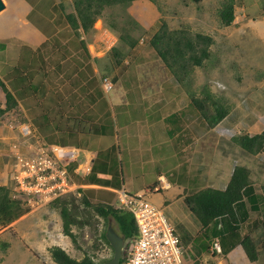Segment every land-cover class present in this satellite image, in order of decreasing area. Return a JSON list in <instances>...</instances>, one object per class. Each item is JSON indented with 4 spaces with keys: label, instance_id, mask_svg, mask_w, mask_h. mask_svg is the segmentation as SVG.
<instances>
[{
    "label": "rangeland",
    "instance_id": "obj_1",
    "mask_svg": "<svg viewBox=\"0 0 264 264\" xmlns=\"http://www.w3.org/2000/svg\"><path fill=\"white\" fill-rule=\"evenodd\" d=\"M226 4H232L234 9V21L230 26H225L220 16ZM52 5L53 0L43 1L38 10L49 14ZM57 6L60 10L56 15L50 13L54 25L49 22L41 25L47 39L38 51L27 46L18 51L22 53L21 59L16 53L17 59L10 61L25 73L29 84H39L35 91L38 98L32 103L27 101L29 106L25 107L27 113L32 110L33 120L41 118L40 123L33 125H49L47 121L53 120L51 109L55 107L56 112L66 118L57 124L51 122L50 127L59 125L63 133L60 139L46 140L22 130L12 141L14 154L7 152L10 146L1 148L3 163L9 165L4 183L17 186L13 171L17 158H32L38 148L49 149L47 144H53V141L97 151L94 165L101 166L98 170L104 174L113 176L108 183L131 194H137V189L143 186L150 187L160 173L175 184L179 183V188L174 187L186 197L197 193L203 183V186L217 188L221 184L219 180L228 181L236 165L254 170L264 167L261 154H249L234 141V137L264 131V0H136L128 6L106 7L92 26L86 25L88 20L79 21L77 29L67 19L71 14L77 16L72 0H58ZM163 23L167 24L168 35L171 32L193 39L197 34H203L213 39L210 57L201 67H186L183 83L166 67L151 45ZM10 71L18 73L14 69ZM177 71L181 77L183 71ZM177 84L185 88L191 100L194 96L205 103L209 115L215 114L212 101L223 106L228 116L223 120L222 132H208L211 128L206 123L208 133L202 143L197 119L184 114L179 117V122H185L184 130L188 126L190 131L199 134L196 137L190 135L189 144L182 142L181 148L171 143L168 122L163 124L162 121L182 99L179 95L182 92L175 89ZM184 99L187 101L182 99L178 104L181 108L190 104L187 97ZM159 100L167 103L159 105ZM69 104L73 107L67 106ZM23 110L21 106L14 111L19 119L15 122L26 116ZM126 125L128 130H125ZM169 127L178 129L176 123ZM224 130H229V134L225 135ZM1 140L3 143L9 141ZM110 145L113 147L109 148ZM144 146L150 152L137 153V147L144 149ZM108 148L110 151L105 153ZM138 157L146 163L147 159H154L158 162L156 169L147 165L145 170H139ZM200 166L203 170L199 172L203 171L202 175L206 177L195 180L196 176L200 177L197 171ZM79 170L87 169L80 167ZM216 172H220L218 177ZM155 174V178L151 177ZM70 177L75 185L85 184L74 173ZM75 190L73 195L79 202L76 215L80 224L72 226L75 241L65 236L62 228L55 232L59 236H54L56 241L53 243L63 241L66 253L76 260L90 256L97 264L108 262L114 251L102 234L110 224L118 232L117 225L82 204L80 198L84 191L78 193ZM171 192L161 191L159 196L165 200L162 207L181 238L186 264H214L219 259H225L228 264L248 263L245 255L242 261L241 249H238L241 254L235 258L227 247L222 255L212 256L210 249L214 242L221 243L223 230L217 229L213 233L212 228H202L187 210L184 197L179 196L176 201ZM108 194L111 197L93 199V205L106 201L109 204L103 205L117 206V197ZM21 199L27 202L26 197ZM30 200L32 204L27 202L25 207L33 210L34 217L47 206L36 197H30ZM22 217L10 225H0V264H57L51 257L52 242L42 240L39 230L42 216L35 220L33 217L32 221L31 217ZM50 224L51 231L56 226L59 228L58 217L50 219ZM26 226L29 231L24 230Z\"/></svg>",
    "mask_w": 264,
    "mask_h": 264
},
{
    "label": "crops",
    "instance_id": "obj_2",
    "mask_svg": "<svg viewBox=\"0 0 264 264\" xmlns=\"http://www.w3.org/2000/svg\"><path fill=\"white\" fill-rule=\"evenodd\" d=\"M2 1L5 4V9L0 12V80L6 85L7 89L12 93L17 103V106L13 107L11 110L0 113V151H2L1 150L2 147L7 148V146H10V148L6 150L7 152L11 151V153H13L15 149L11 147L12 141L18 138V136H20L24 128H28V130H30V132L32 133L33 137L36 136L37 138L40 137L46 140L50 139L51 137H53V140L60 139L61 134L63 133L59 125L50 127L51 122L57 124L59 123V121L66 118L64 114L59 115V113L56 112L55 107L51 109L53 120L47 121L49 125H38V124L33 125L35 122L40 123L41 118L33 120L31 115L32 110H29V113H27L25 107L29 106L26 104L27 101H29V103H32L34 102L33 100L35 98H38V93L35 94V91H37L39 84L36 85L29 84V81L24 76L25 73L23 71H20L17 68V66L11 63V61L17 59L16 53H18V51L22 49H25L27 46H31L33 49H37L38 51V48L41 47L43 42H45L47 39V35L44 33V31H42L41 25H47L46 23L48 22L54 25L55 20L50 19V13L56 15L57 13L56 11L57 10L59 11L60 9L57 6L58 0H53V5L50 7L49 14L44 13L43 11L41 13V11L38 10L39 5H41V3H43V1L46 0H2ZM21 58H22V53H18V59ZM37 67L39 68V70L41 69L43 70L42 67H39L38 65ZM11 69L17 70L18 73L10 71ZM42 83L43 82H41V84ZM175 89L176 91L182 92L179 93V95L180 94L182 95L181 97L183 100H185L184 96L187 97L190 101V104L186 105L185 107L181 105L182 106L181 108L180 106H178V104L181 103L180 100L182 99H179V101L175 103L177 108L175 110L172 109L170 111V114L167 116V118H165L164 121H162L163 124L165 122H168L167 129L168 132L171 133L170 138L172 144H174L176 147L179 146L181 148L183 147L182 142L189 144L191 140L189 138L190 135L193 134V136L196 137V135H198L199 133L202 134L201 142L203 143L204 138L208 132L210 133L217 132L218 134L219 132H222L221 128L223 121L219 123L216 127L206 132L205 129L206 121L201 115V113L193 105L192 100L187 95V91H185V88L181 84H177ZM175 99H178V96H176ZM42 102L45 104V99H42ZM168 102L170 103V98ZM68 103H70V101H68ZM163 103H167V102L159 100L157 104L163 105ZM21 106L24 109L23 112L24 113L26 112V116L22 117L21 121L17 122L19 119L17 115L14 113V111L20 109ZM67 106L73 107L72 104H69ZM6 109H7L6 94L4 90L0 87V110H6ZM184 114L187 117L189 116L190 119L191 118L197 119V124L200 127L199 133L190 131L188 129V126H186V130H184L185 122L182 123L181 120L179 122V117H181L180 115L184 116ZM200 118H202L201 122L199 121ZM184 119L186 120L187 118L185 117ZM15 120L17 121L15 122ZM174 123L178 125V129L176 130L170 129L169 127L170 124H174ZM181 123L182 125H180ZM147 124L152 128V124L150 123V121H147ZM127 126L128 125L125 126V130H128ZM228 131L224 130L223 132L225 133V135H228L229 134ZM1 139L5 141L7 140L9 141L3 143ZM174 141L178 142V144ZM47 146L49 150L53 153V155L60 158L61 161L65 165H67L68 170L70 169L71 166L75 167L74 170L71 169H70L71 171L69 170L70 174L74 173L77 177L79 176L81 177L82 182L85 184H79V185L76 184V187L77 189H82V191H84V194L91 201V203H93L94 202L93 199L95 200V198L97 197H98L97 199L99 200H101V198L111 197L108 193L112 194L115 198L118 197V192L121 189H118L115 186H111L108 183V181L113 180V176H111L109 173L104 174L101 170H98V168H101V166H99L98 163H97L98 166L94 165L97 157L96 155L97 151H89L87 148L83 146L76 147L69 144L57 143L55 141H53V144L50 145L47 144ZM112 147L113 145H110L109 148ZM119 147L120 149L122 148L120 143H119ZM109 148L105 151V153H108L110 151ZM146 152H150V150H148L145 146L144 149L137 147V153H146ZM182 154L185 155L184 152ZM2 156L3 155L0 154V185L8 186L6 183H4V179L7 176V172L9 173L8 171L9 165L8 163H3ZM138 162L140 163L139 170L141 171L145 170L146 168L145 166L147 165L149 166L152 165L149 167L150 169L153 168L156 169V165H158V162H156L154 159L153 160L147 159V163H146L145 160L143 159L141 160V158L138 157ZM184 165L189 167V164H184ZM80 167L86 168L87 170L77 171L78 168ZM248 168L251 171L252 182L249 188L245 190L243 200L235 207L238 218V232L236 234L234 233L231 237L235 242L234 244L236 245V247L230 248V250L232 251L234 258L237 257L238 254L242 253V259H243L242 261H244V255H245L248 262L246 264H264V225H263L264 167L258 168L256 170L250 167ZM201 170H203L201 166L200 168L198 167L197 171L199 172ZM218 170L219 169H217L216 171ZM204 171L206 173L205 164H204ZM202 174H204L203 171L199 172L200 177L196 176L194 179L198 180L201 179V177L202 179H204L206 176ZM219 175L220 172H216V176L218 177ZM155 176L156 174L151 175V177L153 178H155ZM229 180L226 182L223 180L222 181L219 180L218 182H220L221 184L220 186L217 187V189H225L229 183ZM203 184L201 189H199V191L207 187H213V185L203 186ZM223 185H225L224 188ZM174 186H177L179 188V183L175 184V182L172 179H167L162 173H160L159 175L157 174L156 180L153 182V184H151L150 187L143 186L137 189L136 193L137 194L147 193L148 196L151 198V200H153V202H155L159 206H163L165 204V200L162 198V196H159L161 191L168 192V194H170L169 192L172 191L171 196L174 197L176 201L179 200L178 198L179 196L184 197L185 194L180 195L179 189ZM155 189H159L158 193L155 192ZM186 197H184L183 199L184 204ZM97 203L109 204L106 201H103V203L99 201ZM32 211L33 210L25 214L22 218L25 217L29 219L31 217V221H32L34 217V213ZM40 211L41 212L36 213L34 220L39 216H42V219L40 221V229H39L41 231L40 233H42L41 234V236L43 237L42 240L48 241V239H50V241L52 242L51 248L60 247L66 251V248H63L62 246L64 243L63 241H61V244L53 243L54 241H56V239L53 240L54 236L55 237L59 236V234L58 233L55 234V232L58 230L62 231L63 228V221L59 209H57L54 206L48 205ZM56 216L58 217L59 220V228H57L56 226V228H54V230L51 231L52 229H51L50 219H55ZM24 230L29 231L27 226L26 228H24ZM51 234H53V237ZM245 237L251 238V240L255 244L256 252H257L256 261H251L247 257V254L245 253L242 246L240 245V241ZM58 239L60 238H57V240ZM37 245L39 246V244ZM238 249H241L240 250L241 253L238 251ZM219 260L225 261L228 264V262L225 259H219Z\"/></svg>",
    "mask_w": 264,
    "mask_h": 264
},
{
    "label": "trees",
    "instance_id": "obj_3",
    "mask_svg": "<svg viewBox=\"0 0 264 264\" xmlns=\"http://www.w3.org/2000/svg\"><path fill=\"white\" fill-rule=\"evenodd\" d=\"M134 1L136 0H72L77 16L71 14L68 15L67 19L69 24L75 29L78 28L79 21L88 20L86 25L92 26L96 21L97 15L106 7L116 5L128 6ZM220 16L222 23L225 26H230L234 21L233 5L226 4ZM170 33L168 35L167 24L163 23L161 29L153 36L151 45L165 63L166 67L177 75V80L180 83H183L184 81L182 78L187 75L185 71L186 67H201L203 62L210 57L209 49L213 44V39L203 34H197L191 39L185 35ZM175 66L176 71L174 70ZM177 69L183 71L181 77ZM0 87L4 90L7 99V109L0 110V113H2L11 110L13 107L17 106V103L12 93L1 80ZM187 94L189 96V93ZM208 97L210 96L208 95ZM192 98L193 105L201 113L208 127L211 129L227 118L228 112L217 102L212 101L215 114L209 115L205 109V103L198 101L194 96ZM234 141L247 153L256 155L264 150V131L255 135L234 137ZM74 168L73 166L70 167L71 170H74ZM251 182L250 169L247 166L236 165L225 189L207 187L185 198V204L188 210L194 215L202 228H205V230L212 228L213 233H215L217 229L223 230V238L220 243L222 251H224L225 247H229V250L230 248L236 247L234 244L235 242L231 238L234 233L236 234L238 232V218L235 207L243 200L245 190L249 188ZM76 191L82 193L80 189ZM81 196L80 201L82 204L92 207L95 212L105 220L111 219L116 223L118 232L125 239V242L129 241L137 234L135 220L130 213L120 210L115 206L103 204L93 205L85 194ZM21 198L22 197L15 195L13 183L11 186H0L1 226L10 225L30 212L29 208L25 207L27 202L23 201ZM49 205L59 209L63 221V234L75 241L72 226H80L79 219L76 215L79 210V202L76 195H73V192L65 194L56 198ZM106 233L107 231L102 234V238L110 245ZM240 245L247 254V257L251 261H256V247L251 238H243L240 241ZM51 257L57 264H97L90 256H85L81 260H76L70 257L66 251L60 247L51 248Z\"/></svg>",
    "mask_w": 264,
    "mask_h": 264
},
{
    "label": "built area",
    "instance_id": "obj_4",
    "mask_svg": "<svg viewBox=\"0 0 264 264\" xmlns=\"http://www.w3.org/2000/svg\"><path fill=\"white\" fill-rule=\"evenodd\" d=\"M24 131L30 133L28 128ZM45 149L38 148L32 158L18 157L13 167L18 180L14 193L26 197L30 204V197H36L48 205L77 188L67 165ZM259 154L264 158V150ZM117 199L115 207L130 213L137 229V234L125 243L122 264H186L177 228L163 207L147 193L130 194L125 189L118 192ZM210 250L212 256L222 254L220 242H214ZM215 264L227 263L218 260Z\"/></svg>",
    "mask_w": 264,
    "mask_h": 264
},
{
    "label": "water",
    "instance_id": "obj_5",
    "mask_svg": "<svg viewBox=\"0 0 264 264\" xmlns=\"http://www.w3.org/2000/svg\"><path fill=\"white\" fill-rule=\"evenodd\" d=\"M5 9V4L0 0V12ZM107 239L114 251L113 258L103 264H120L124 249V238L110 224L107 230Z\"/></svg>",
    "mask_w": 264,
    "mask_h": 264
},
{
    "label": "clouds",
    "instance_id": "obj_6",
    "mask_svg": "<svg viewBox=\"0 0 264 264\" xmlns=\"http://www.w3.org/2000/svg\"><path fill=\"white\" fill-rule=\"evenodd\" d=\"M23 130H24V129H23ZM48 150H49V149H48ZM69 173H70V171H69ZM76 190H77V188H76ZM76 190H75V191H76ZM125 190H126V189H125ZM126 191H127V190H126ZM158 191H159V189H155V192H158ZM72 192H74V191H72ZM127 192H128V191H127ZM70 193H71V192H70ZM130 194H131V193H130ZM49 204H50V203H49ZM49 204H48V205H49ZM48 205H47V206H48ZM161 207H162V206H161ZM125 243H126V242H125V239H124V248H125ZM123 252H124V249H123ZM222 254H223V251H222ZM219 255H220V254H219ZM122 256H123V255H122ZM121 259H122V258H121ZM120 264H121V262H120Z\"/></svg>",
    "mask_w": 264,
    "mask_h": 264
}]
</instances>
